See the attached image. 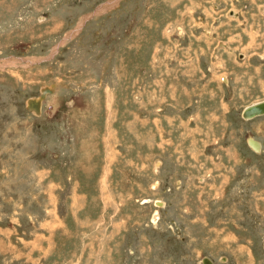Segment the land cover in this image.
I'll return each mask as SVG.
<instances>
[{"label": "rangeland", "instance_id": "1", "mask_svg": "<svg viewBox=\"0 0 264 264\" xmlns=\"http://www.w3.org/2000/svg\"><path fill=\"white\" fill-rule=\"evenodd\" d=\"M260 100L264 0H0V264H264Z\"/></svg>", "mask_w": 264, "mask_h": 264}, {"label": "water", "instance_id": "2", "mask_svg": "<svg viewBox=\"0 0 264 264\" xmlns=\"http://www.w3.org/2000/svg\"><path fill=\"white\" fill-rule=\"evenodd\" d=\"M50 92H52L51 89L45 88L44 91L40 92L41 94H39L37 98L33 97L27 99L26 101L27 110L34 112L35 114H40L41 102L45 98L46 94ZM263 114H264V100H260L255 103L248 104L241 111L242 119H251L255 116L263 115ZM247 143L254 151L260 150L261 145L259 141L250 137L247 139ZM202 264H211V261L208 258L204 257L202 259Z\"/></svg>", "mask_w": 264, "mask_h": 264}, {"label": "bare ground", "instance_id": "3", "mask_svg": "<svg viewBox=\"0 0 264 264\" xmlns=\"http://www.w3.org/2000/svg\"><path fill=\"white\" fill-rule=\"evenodd\" d=\"M41 104H42V102H41ZM40 108H41V107H40ZM258 116H262V115H258ZM258 116H255V117H258ZM255 117H253V118H255ZM247 120H248V119H247ZM157 205H160V206H161V205H163V204H162L161 201H159V202H157Z\"/></svg>", "mask_w": 264, "mask_h": 264}]
</instances>
